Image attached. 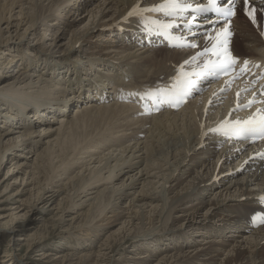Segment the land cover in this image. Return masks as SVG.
I'll list each match as a JSON object with an SVG mask.
<instances>
[{
  "label": "bare ground",
  "instance_id": "obj_1",
  "mask_svg": "<svg viewBox=\"0 0 264 264\" xmlns=\"http://www.w3.org/2000/svg\"><path fill=\"white\" fill-rule=\"evenodd\" d=\"M188 1L193 6L206 4V0ZM162 2L0 0V79L7 77L13 64L18 67L15 74H9L13 80L7 79L0 84V167L4 159L10 158L14 162L5 178H12L14 173V179L29 186V190L27 187L22 189L31 198L27 203L29 212L36 211L37 203L43 201L47 204L56 201L58 209L62 207V201L70 197L72 205H85L95 212L84 222L89 233L108 230L119 223L110 235L103 233L104 238L96 250L81 253L74 263L71 262L75 254L66 252L59 255L61 264H214L216 260L217 264H264V225L253 228L250 224L251 214L256 210L264 212V200L261 199L264 197V160H261L264 140L260 143L251 140L228 143L223 132L216 130L226 122L250 113L251 110H244V106L254 99L251 98L254 92L226 77L216 78L212 88L206 83L204 93L180 110L149 116L139 115L131 104L114 100V87L121 84V78L126 77L125 83L141 88L165 82L185 61L183 67L207 60V57L190 58L215 40L216 34L226 25V22L212 21L215 19L212 15L206 19L198 16L196 21L200 25L193 26L188 37L189 41L197 43V49L155 46L153 43L159 38L150 31L152 19L149 17L154 12L143 9ZM93 4L94 7L90 6ZM236 5L235 19L245 14L243 0H237ZM134 6L136 14L130 16ZM250 7H255L256 13L264 17V0H250ZM80 9H86V14L80 16ZM87 17L88 22L81 26V19ZM235 23H232L235 34L230 51L241 58L264 61V36L260 35L258 23H255L257 36L247 33L246 26L237 27ZM68 31L69 37L64 39ZM239 44L246 53H237ZM258 46H261L260 50ZM89 48L91 53L94 52L93 58L87 54ZM13 50L17 53L9 54ZM157 52L163 55L156 57ZM40 66L42 70H36ZM81 68L91 76L83 74ZM70 73L72 77L66 79ZM50 87H54L52 97H42L50 93ZM34 95L40 98L31 100ZM73 99L76 103L83 99L87 101L73 107V115L65 120L67 114L63 111L73 105ZM45 100L55 102L57 106L49 108L54 114L47 119L42 117L45 113L39 117L48 109ZM99 100L103 104H99ZM6 108H10L9 111ZM18 123L21 125H16ZM100 125L106 129L110 127L114 133L97 144L92 131ZM95 132L97 134V129ZM169 140L181 153L169 149V145L171 152L163 153L162 146ZM42 144L45 146L37 151ZM174 144H171L172 149ZM236 157L238 161L232 165ZM194 166L197 167L195 170ZM76 169L78 171L70 177L65 175V182L59 185L52 174H47L48 170L56 176L69 170L73 173ZM242 171L245 172L240 179L228 180ZM117 179L121 180L116 185ZM226 180L230 184L225 192L219 189L217 197L202 200L203 193H209ZM9 184H5L2 192ZM231 188H234L233 192ZM18 190L16 197L21 195ZM80 194L92 196L80 202ZM59 196L61 198L57 200ZM26 198L20 200L21 205L27 202ZM194 198L198 204L194 201L195 206L183 210L182 206ZM124 199L128 202L126 207L119 204ZM4 202L11 204L8 199ZM104 210H109L112 215L106 218ZM176 210L185 212V217L173 216ZM24 212L21 218L26 216L27 211ZM7 216L10 217L3 220L4 216L0 215V229L14 231L20 213ZM169 219L182 222L167 226ZM162 224L166 225L163 229L159 227ZM37 227L32 226L29 230H34L27 232L26 238L18 237L17 240H23L27 247L41 241L48 231ZM1 232L0 236L3 235ZM194 233L200 236L190 245ZM224 233L232 234L234 238L231 236L232 239L226 242ZM144 239L153 246L158 241L171 243L181 239V242L157 252L158 247L142 248ZM127 243L136 247L135 253L122 251L114 257L118 248ZM93 247L96 246L93 244ZM14 250L11 248L10 261L18 257L13 254ZM49 254L45 253L42 258ZM37 261L45 264L41 258Z\"/></svg>",
  "mask_w": 264,
  "mask_h": 264
},
{
  "label": "rangeland",
  "instance_id": "obj_2",
  "mask_svg": "<svg viewBox=\"0 0 264 264\" xmlns=\"http://www.w3.org/2000/svg\"><path fill=\"white\" fill-rule=\"evenodd\" d=\"M95 4H96V2H94ZM95 4H93V5H90V6H92V7H94V5ZM89 6V7H90ZM87 8V9H90V8ZM81 14H80V16H83L84 15V13L86 14V9L84 10V9H80V10H78ZM244 12V11H243ZM74 16H76V14L74 15ZM247 17V18H246ZM66 18H68V16H66ZM71 19V18H70ZM69 19V20H70ZM82 20V22L80 23V25L81 26H83V24H86L87 22H88V17L87 18H82L81 19ZM48 23H49V21H47ZM233 22H236L234 25L235 26H237V27H240L241 25H244V26H246L245 28H246V30H247V33H249V34H251V35H254V36H257L258 34H257V32H258V30L255 28V26H256V24H253V22L249 19V17L246 15V14H242L241 16H238V18L237 19H234V21ZM70 23V22H69ZM256 23H258V26H260L261 28H260V35H262V36H264V17L263 16H261V14L260 13H256ZM62 24H64V23H62ZM70 24H72V21H71V23ZM60 26V25H59ZM62 27V26H61ZM67 28V27H66ZM250 29V30H249ZM238 31V30H237ZM236 31V32H237ZM69 31L66 33V35H65V37H64V39H67L68 37H69ZM235 34V33H234ZM238 37V36H237ZM94 40H96V38H94ZM93 40V41H94ZM64 42V41H63ZM259 47H261V46H258V49L260 50L261 48H259ZM262 48H264V46H262ZM83 49H85V46L83 47ZM91 49L89 48V50H87L88 52H87V54H89V56H91V57H89V58H93L92 57V54L94 53H91V51H90ZM256 50H257V47H256ZM259 50H257V51H259ZM76 52V51H75ZM74 52V53H75ZM15 54V53H17L16 51H10V53L9 54ZM77 53V52H76ZM237 53H246L245 52V50H244V47H242V45L241 44H239L238 45V48H237ZM72 54V53H71ZM163 55V53L162 52H157L156 53V57L157 56H159V57H161ZM88 62V61H87ZM35 64V63H34ZM88 64H90V62H88ZM17 66V64H13L10 68H9V70H8V75H7V77H6V75L3 77V78H1L0 79V84H2L3 82H4V80H7V79H11L12 78V75H10L9 76V74H15V72L16 71H14L16 68H18V67H16ZM86 69H87V67H88V65H85L84 66ZM97 67H99V66H97ZM36 70H38V71H40V70H42V66H40V67H37L36 68ZM81 70V72H83V74H86L87 76H89L90 74V72L89 73H86V70L84 69V70H82V68L80 69ZM88 70V69H87ZM35 72H37V71H35ZM92 72V71H91ZM92 74H94L93 72H92ZM24 75H22V77H23ZM91 76V75H90ZM64 77H66V75H64ZM69 77H72V75H71V73L68 75V77L66 78V79H68ZM75 77V76H74ZM84 78V77H83ZM66 79H63V80H66ZM11 80H13V79H11ZM211 84V85H210ZM210 84H208V85H210V88H212L211 86L214 84V83H210ZM49 85H52V84H49ZM1 86V85H0ZM66 86H67V84H66ZM52 89H54V87L52 88V87H50V93L48 94V95H45V96H42V97H52V94H51V90ZM205 91V90H204ZM75 93H76V91H74ZM204 93V92H203ZM202 93V94H203ZM57 97H59L58 95H57ZM38 98H40V97H38V96H35L34 95V97L31 99V100H38ZM75 99H73V101H71V103H73V105L72 106H70L69 108H67V109H64V111L63 112H65L67 115H66V118H65V120H67L70 116H72L73 115V113H74V109H73V107H75V106H77V104H81L82 102H85V101H87V99H83L82 101H79L78 103H76V101H74ZM46 101V103H47V106H48V111L47 110H45V112H41L40 114H39V117L43 114V113H45L46 115H42V117H44V119H47V118H50V117H52V115L54 114V112H53V109H49V108H53V107H57L56 106V103L54 102V103H52L50 100H45ZM31 102V101H30ZM52 106V107H51ZM58 108H59V106H58ZM9 109L10 108H6L5 110H8L9 111ZM48 113V114H47ZM58 114H60V113H58ZM28 115H31V113L30 114H28ZM26 117V116H25ZM27 119V118H26ZM0 121H2V119H0ZM50 123H53L52 121H50ZM0 125H2L1 123H0ZM14 125H15V123H14ZM16 125H21L20 123H18V124H16ZM99 128V129H98ZM102 128H105V129H103L102 130ZM108 128V127H107ZM97 129V134H95L96 132H95V130ZM110 127L108 128V129H106V126H102L101 127V125L100 126H98L97 128H95L92 132V134H94L93 135V137H94V139H95V141L97 142V144H99V142L100 143H102V141H105V140H107V139H105V138H108V137H110L114 132H113V130H110ZM100 131V132H99ZM109 131V132H108ZM112 131V133L110 134V132ZM95 132V133H94ZM101 132H107V133H102V134H100ZM101 135V136H100ZM110 135V136H109ZM100 136V137H99ZM102 136H104V138L102 137ZM106 136V137H105ZM97 137V138H96ZM100 138V139H99ZM103 138V139H102ZM109 139V138H108ZM99 140V141H98ZM184 141H185V138H184ZM167 142V144L165 143L163 146H162V151H163V153L166 151V152H171V150H175V147H176V145L174 144V142L172 143V142H170V140L169 141H166ZM170 142V143H169ZM169 143V144H168ZM171 144H174V145H172L173 146V149H172V147H171ZM171 147H169V146ZM43 146H45V144H42L41 146H38V149H37V151H40L42 148H43ZM169 147V149H171V150H169L168 149V147ZM40 147V148H39ZM42 147V148H41ZM165 147H167V148H165ZM157 149V148H156ZM165 149V150H164ZM180 149H182L181 147H180ZM177 150V149H176ZM175 150V151H176ZM159 151H161L160 149L158 150V152ZM177 152V151H176ZM183 152V151H182ZM161 153V152H160ZM179 153H181L180 151L179 152H177V154H179ZM177 154H174V155H177ZM160 155V154H159ZM175 157H177V156H175ZM264 158V155H263V157H262V161L264 160L263 159ZM238 159V157H236V158H234L233 160H232V163H233V161H234V163L232 164V165H234L235 163H236V161H238L237 160ZM9 161H11L10 160V158L8 159V160H5L4 159V163L1 165V167H0V215H3L4 217L3 218H5V219H3V220H6L7 218H9L10 216H7V215H11V213H20V219L18 220V222L16 223V227H15V229H14V231L13 230H9V229H0V232L2 231L3 232V235L2 236H0V264H6L7 262H12V261H14V263L13 264H39V261H37V259H39V258H41L42 259V261H44V263L45 264H61V262H60V256L59 255H64L66 252H70V254H75L73 257H72V262L71 263H74V262H77V257L76 256H78V255H80L81 253H83V252H88V251H90V250H96V248H98V243H100L101 242V240L104 238V236H103V233H107L108 235H110L109 233H111V230H114V229H116L117 228V226H119V223L118 222H116L114 225H111V228L110 229H108V230H102V231H98V232H94V231H92V232H90L89 233V231H88V227H86L84 224V222H86V221H88L89 219H91L93 216H94V214H95V212L93 211V210H89L88 209V207L87 206H85V205H72V199L69 197V199H64L62 202H63V205H61L62 207H59L58 209H56V205H55V202L54 203H51L50 204V202H48V204H47V202H45V201H43V202H38L37 203V209H36V211H31V212H29L28 210H29V208H28V205H27V203H29V201H30V199L31 198H29V197H27L26 195H28V193H25L24 194V192H22L23 190V188H28L27 190H29V186H25V184H21V182L19 181V179H18V181L16 180V179H14L13 178V175H14V173H13V175H11L10 177H12V178H9V179H6L5 178V176H6V174H7V170H8V168L10 167V166H13V163L14 162H12L11 161V163L9 162ZM53 161H56V159L54 160L53 159ZM144 164V163H143ZM195 168H197L196 166H194L193 167V170H195ZM18 169V168H17ZM75 171H78V169H76V170H74L73 171V173H70V172H72L71 170H69V171H66L67 173L69 172V174H67V173H62L61 175H56V176H54V173L53 172H51L50 170H48V172H47V174L48 173H50V174H48V176H51V174H52V176L51 177H54L53 178V180L56 182V184H61V182L62 183H64L65 182V177L67 176H71L72 174H74L75 173ZM236 171H237V169L235 170V171H233L232 173L233 174H235L236 173ZM178 172H180V171H178ZM245 172V171H244ZM244 172L242 171L241 173H239V174H237V175H235L234 177L232 176V177H230L228 180L229 181H231V180H234V179H240V175L242 176L243 174H244ZM66 175V176H65ZM8 176V175H7ZM62 176V177H61ZM14 177H15V175H14ZM23 177V175L21 176V178ZM56 177V178H55ZM60 179H59V178ZM66 177V178H67ZM58 178V179H57ZM62 178V179H61ZM231 179V180H230ZM15 180V181H14ZM63 180V181H62ZM121 179H117V180H115L114 181V183L117 185V184H119L118 183V181H120ZM228 180H226V181H224L222 184H220V185H217L215 188H214V190H211V191H208L209 193H203L202 194V200H205V201H207L208 199H209V197H210V199H213V197H217V195H218V191H219V189L220 190H224V192H225V189H226V187L228 188V186H229V184H230V182L228 181ZM16 181H17V183H16ZM59 181V182H58ZM175 181V180H174ZM173 181V182H174ZM6 183H10L9 185V187H8V189L6 190V191H3L2 192V190H3V188H4V186H5V184ZM172 183V182H171ZM110 185V184H109ZM103 186H105V185H103ZM102 186V187H103ZM115 186V185H114ZM252 187H253V185H251ZM102 187H100V188H102ZM57 189V187H54L53 189ZM99 188V189H100ZM16 189L18 190V189H20V190H18V192H19V194H21L20 196H17L16 197V193L15 192H17L16 191ZM218 189V190H217ZM34 190L35 189H32V192H34ZM217 191V193H215V192ZM230 191L231 192H233L234 191V188H231L230 189ZM224 192H223V194H224ZM22 193L24 194V195H22ZM14 194V195H13ZM12 195V196H11ZM94 195V194H93ZM215 195V196H214ZM9 196V197H8ZM13 196H14V198H13ZM80 196L82 197L81 198V200H80V202L82 201V202H84V200L85 199H87L88 197H90V196H92L91 194H87L85 197H83V194L81 195L80 194ZM206 196V197H205ZM12 197V198H11ZM27 197V198H26ZM230 197H232V196H230ZM24 198H26V201L27 202H25L24 201V203L25 204H23V205H21L20 204V200H25ZM59 198H61L60 196L59 197H57V200L59 199ZM5 199H8V202H11V204L10 205H5V202H4V200ZM12 199H17V200H19V201H13ZM33 199H34V195H32V201H33ZM71 199V200H70ZM129 199V198H128ZM29 200V201H28ZM77 200V199H76ZM75 201V200H74ZM125 201V202H124ZM127 201V199H124L122 202H120L119 200H118V203L120 204V206H122V207H126L127 206V203L128 202H126ZM196 202V204H198V200L197 199H192L190 202H187V203H185V205H183L182 207L184 208L183 210H185V208H187V209H189L190 207L189 206H195L196 204H195V202ZM79 202V201H78ZM126 203V204H125ZM189 203V204H188ZM84 204V203H83ZM85 204H86V202H85ZM12 205V206H11ZM16 206H20V208L18 209V208H16ZM47 206V207H46ZM76 206V207H75ZM185 206V207H184ZM55 207V208H54ZM81 207V208H80ZM87 207V208H86ZM181 207V206H180ZM7 208H11V209H7ZM25 208V209H24ZM46 209V210H45ZM50 209V210H49ZM85 209H88V210H86L85 211ZM26 212V216H24L23 218H21V216L23 215V212ZM40 211V212H39ZM202 212L204 211V209H202L201 210ZM25 212H24V214H25ZM94 212V213H93ZM55 213H57V215H55ZM106 214V218H108V217H110L111 215H112V213L109 211V210H104V212H103V214ZM54 214V215H53ZM102 214V215H103ZM185 212H182V211H173V216H182L181 217V219L183 218V217H185ZM201 214V213H200ZM102 215H101V217H102ZM5 216H7V217H5ZM58 216V217H57ZM198 216H200V215H198ZM72 217V218H71ZM73 217H74V219H73ZM25 218V219H24ZM71 218V219H70ZM180 218V217H179ZM72 221V222H71ZM107 221V220H106ZM106 221H104L105 223H106ZM180 221V220H179ZM43 222H47L46 224L44 223V225L42 224ZM83 222V223H82ZM103 222V223H104ZM182 221H180L179 223H181ZM79 223H81V224H79ZM178 222L176 223V220L175 221H173V222H171L170 221V219H169V221H168V223L166 224L167 226H170V225H172V226H175L174 224H179ZM40 224V226H36V225H39ZM77 224H79V225H77ZM35 225V227H37V228H41V229H44L43 231H45L46 229H47V236L44 238V239H42L41 241H37L36 243H34L31 247H27L25 244H24V241L23 240H17V238L18 237H20L21 239L22 238H26V234H27V232H30V231H32V230H34V229H31V230H29V228H31L32 226H34ZM47 225V226H46ZM70 225V226H69ZM166 225H164V224H162V226H159L160 228H164V226L166 227ZM43 226H45V227H43ZM47 227V228H46ZM109 227V226H108ZM113 228V229H112ZM110 230V231H109ZM1 232V233H2ZM13 232V233H12ZM46 233V232H45ZM101 234V235H100ZM106 234V235H107ZM191 234V233H190ZM225 235H226V239L224 238V240H227L228 239V241H226V242H229L230 241V239H232L231 238V236H232V234H230L231 236H228V233H224ZM224 234H222V236H225ZM194 235V236H193ZM192 236V238H190V245L191 244H193V242H192V240L194 239V240H197L198 239V236H200L199 235V233H194ZM234 235V234H233ZM196 236V237H195ZM191 237V236H190ZM233 238H234V236H232ZM197 238V239H196ZM211 238H213V237H211ZM217 238H215V240H216ZM145 240L146 239H144V240H142V242H143V245L141 244L140 246L142 247V248H147V247H152L153 246V244H149L148 245V243H145ZM213 240V239H212ZM147 241V240H146ZM140 242V241H139ZM171 243H169V241H158V244L156 243L154 246H153V248H155V247H158L159 249H156V250H158L157 252H160V251H162V250H164L165 249V247L166 246H170V245H172V246H174V245H176V243H179V242H181V239L180 240H177V241H170ZM93 244H94V246H96V247H93ZM37 245V246H36ZM84 245V247H82ZM91 245H92V247H91ZM161 245V246H160ZM197 245H199V244H197L196 243V246ZM203 247H205V245H202ZM40 247V248H39ZM162 247V248H161ZM11 248H15V250H14V252H13V254L14 253H16L17 255H18V257H14V258H12V260L10 261V251H11ZM26 248H28V249H26ZM34 248V249H33ZM9 251V252H7V253H5V251ZM76 250V251H75ZM132 250V251H131ZM133 250H136V247H133L132 246V244H130V243H127V244H125V245H123L122 247H119L118 248V253L117 254H114V257L116 256H118V255H120V252H122V251H124L125 252V254L126 253H130V252H134L135 253V251H133ZM178 251H181L182 249H177ZM42 252H44V254L46 253H48L49 254V252H50V256L48 255L47 257H43L42 258V255H44V254H42ZM137 252V251H136ZM6 254V255H5ZM38 254H40V255H38ZM131 254V253H130ZM112 255V254H111ZM5 256H8V257H5ZM40 256V257H39ZM22 257V258H21ZM48 257H50V258H48ZM53 258H56V260L55 261H52V262H50L51 261V259H53ZM6 259H8L7 260V262L6 261H3V260H6ZM19 260H21V261H19ZM59 260V261H58ZM49 261V262H48ZM197 262L199 261V260H196ZM9 263V264H10ZM195 264V263H194ZM214 264H217V260L214 262Z\"/></svg>",
  "mask_w": 264,
  "mask_h": 264
},
{
  "label": "snow or ice",
  "instance_id": "obj_3",
  "mask_svg": "<svg viewBox=\"0 0 264 264\" xmlns=\"http://www.w3.org/2000/svg\"><path fill=\"white\" fill-rule=\"evenodd\" d=\"M221 0H208L207 5L205 6H197L195 8L192 7L190 3H187V0H163L162 3L155 5L152 8L143 9L144 12H163L165 15L173 16V15H183L186 11L193 12H216L219 13L222 17L228 18L236 15L235 7L237 0H227V4L224 7H220ZM245 14L249 17V19L256 23V11L255 7H250V0H243ZM136 6H134L133 10L129 12V15L136 14ZM195 20V17L192 20L188 21V24H191ZM165 32L168 29L172 28L174 25L171 23L159 24ZM230 25L226 24L225 28L216 34L215 40L216 43L212 45L211 49H205V52H211L212 56L215 59H208L204 62V69L208 72H223L227 73V71L232 68L234 64L237 63L238 57L233 56L228 45H229V37H231L232 33L229 30ZM190 47H196L195 44L187 45ZM199 55V54H198ZM192 59H195L193 57ZM187 63V61H185ZM248 61H244V65L246 66ZM187 73L182 76H177L175 78V82L171 86L170 89H162L159 90L162 92L169 100H171L174 96L179 95H187L188 89L191 88L192 82L190 80H186ZM252 102L249 101V104ZM259 112V110H257ZM222 128L228 129L233 134H255L257 132L264 134V115L254 114L249 117L247 120L241 122L236 121L232 126H228L226 124L221 125ZM219 130V129H218ZM227 134V133H226ZM264 200V197L261 198ZM255 220L256 217H253ZM261 222L264 223V217H261Z\"/></svg>",
  "mask_w": 264,
  "mask_h": 264
}]
</instances>
